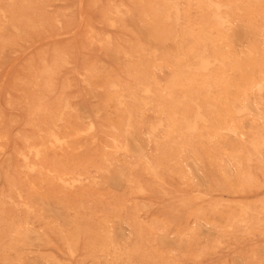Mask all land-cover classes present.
I'll list each match as a JSON object with an SVG mask.
<instances>
[{"label": "rangeland", "instance_id": "374dc122", "mask_svg": "<svg viewBox=\"0 0 264 264\" xmlns=\"http://www.w3.org/2000/svg\"><path fill=\"white\" fill-rule=\"evenodd\" d=\"M0 10V264H264V0Z\"/></svg>", "mask_w": 264, "mask_h": 264}, {"label": "bare ground", "instance_id": "6f19581e", "mask_svg": "<svg viewBox=\"0 0 264 264\" xmlns=\"http://www.w3.org/2000/svg\"><path fill=\"white\" fill-rule=\"evenodd\" d=\"M24 1H25V0H24ZM127 1H129V0H127ZM135 1H136V0H135ZM137 1H138V0H137ZM139 1H140V0H139ZM173 1H174V0H173ZM216 1H217V0H216ZM225 1H226V0H225ZM233 1H234V0H233ZM27 2H28V0H27ZM30 2H31V1H30ZM112 2H113V1H112ZM161 2H162V1H161ZM129 3H130V2H129ZM162 3H163V2H162ZM230 3H231V2H230ZM253 3H254V2H253ZM28 4H29V3H28ZM113 4H114V3H113ZM187 4H188V3H187ZM187 4H186V5H187ZM223 4H224V3H223ZM228 4H229V3H228ZM128 5H131V4H128ZM181 5H182V4H181ZM212 5H213V4H212ZM242 5H243V4H242ZM107 6H108V5H107ZM125 7H127V6H125ZM123 8H124V7H123ZM130 8H131V7H130ZM181 8H182V7H181ZM188 8H189V7H188ZM241 8H242V7H241ZM243 8H244V7H243ZM30 9H31V8H30ZM113 9H114V8H113ZM121 9H122V8H121ZM127 9H128V8H127ZM141 9H142V8H141ZM125 10H126V9H125ZM125 10H124V11H125ZM131 10H132V9H131ZM197 10H198V9H197ZM0 11H1V10H0ZM115 11H116V13H118L116 9H115ZM107 12H108V11H107ZM125 12H126V11H125ZM135 12H136V11H135ZM182 12H183V11H182ZM187 12H188V11H187ZM251 12H252V10H251ZM114 13H115V12H114ZM119 14H120V13H119ZM129 14H130V13H129ZM148 14H149V13H148ZM36 15H37V14H36ZM104 15H105V14H104ZM113 15H114V14H113ZM118 16H120V15H118ZM148 16H149V15H148ZM110 17H111V14H110ZM110 17H109V18H110ZM130 17H131V16H130ZM111 18H112V17H111ZM119 18H120V17H119ZM119 18H118V19H119ZM181 18H182V17H181ZM240 18H241V17H240ZM33 19H34V18H33ZM152 19H153V18H152ZM117 21H120V20H117ZM26 22H27V21H26ZM147 22H148V21H147ZM11 23H12V22H11ZM120 23H121V21H120ZM122 23H123V22H122ZM157 23H158V22H157ZM23 24H24V23H23ZM159 24H160V23H159ZM159 24H157V25H159ZM162 24H163V23H162ZM179 24H180V23H179ZM204 24H205V23H204ZM120 25H121V24H120ZM157 25H156V26H157ZM183 25H184V24H183ZM114 26H117V25H114ZM154 26H155V25H154ZM154 26H153V27H154ZM159 26H160V25H159ZM161 26H162V25H161ZM163 26H164V25H163ZM257 26H258V23H257ZM165 27H166V26H165ZM258 27H259V26H258ZM28 28H29V27H28ZM119 28H120V27H119ZM121 28H123V25H122ZM162 28H163V27H162ZM166 28H167V27H166ZM262 28H263V27H262ZM125 29H126V28H125ZM160 29H161V28H160ZM154 30H155V29H154ZM156 30H157V29H156ZM162 30H166V29H162ZM168 30H169V29H168ZM181 30H183V29H181ZM185 30H186V29H185ZM263 30H264V29H263ZM148 31H149V30H148ZM166 31H167V30H166ZM166 31H165V32H166ZM191 31H192V30H191ZM205 31H206V30H205ZM210 31H211V30H210ZM125 32H126V31H125ZM154 32H155V31H154ZM180 32H182V31H180ZM180 32H179V34H182V33H180ZM183 32H185V31H183ZM211 32H212V31H211ZM219 32H220V31H219ZM161 33H162V32H161ZM186 33H187V32H186ZM123 34H125V33H123ZM156 34H157V33H156ZM163 34H164V33H163ZM165 34H166V33H165ZM187 34H188V33H187ZM206 34H207V33H206ZM206 34H205V35H206ZM219 34H221V33H219ZM131 35H132V34H131ZM208 35H209V34H208ZM208 35H206V36L208 37ZM214 35H215V34H214ZM222 35H223V34H222ZM117 36H118V35H117ZM156 36L158 37L159 35H156ZM191 36H193V35H191ZM223 36H224V35H223ZM134 37H135V36H134ZM159 37H160V36H159ZM180 37H181V35H180ZM186 37H187V36H186ZM210 37H211V36H210ZM216 37H217V36H216ZM155 38H156V37H155ZM160 38L162 39V36H161ZM196 38H197V37H196ZM199 38H200V37H199ZM211 38H212V37H211ZM219 38H221V37H219ZM107 39H108V38H107ZM107 39H105V40L107 41ZM158 39H159V38H158ZM194 39H195V37H194ZM204 39H205V38H204ZM105 40H104V42H105ZM108 40H109V39H108ZM181 40H182V39H181ZM198 40H199V39H198ZM12 41H13V40H12ZM109 41H110V40H109ZM199 41H200V40H199ZM165 42H166V41H165ZM204 42H207V41H204ZM126 43H127V42H126ZM126 43H125V44H126ZM183 43H184V41L182 42V44H183ZM222 43H223V42H222ZM118 44H119V43H118ZM118 44H117V46H118ZM125 44H124L123 46H125ZM192 44H193V43H192ZM203 44H204V43H203ZM106 45H107V44H106ZM108 45H109V43H108ZM119 45H120V44H119ZM127 45H128V43H127ZM129 45H130V44H129ZM136 45H137V44H136ZM214 45H216V44H214ZM185 46H186V45H185ZM226 46H227V45H226ZM110 47H111V46H110ZM120 47H121V46H120ZM137 47H138V46H137ZM147 47H148V46H147ZM215 47H216V46H215ZM220 47H221V46H220ZM107 48H108V47H107ZM117 48H118V47H117ZM129 48H132V47L130 46ZM139 48H140V45H139ZM108 49H109V48H108ZM112 49H113V48H112ZM118 49H119V48H118ZM122 49H123V48H122ZM124 49H125V48H124ZM136 49H137V48H136ZM136 49H135V51H136ZM179 49H180V47H179ZM229 49H230V48H229ZM126 50H127V49H126ZM129 50H130V49H129ZM180 50H181V49H180ZM183 50H184V49H183ZM213 50H214V49H213ZM263 50H264V49H263ZM130 51H131V50H130ZM130 51H129V52H130ZM135 51H133V52L136 53ZM138 51H139V49H138ZM121 52H122V51H121ZM123 52H124V51H123ZM123 52H122V55H123ZM180 52H182V51H180ZM225 52H226V51H225ZM228 52H229V51H228ZM60 53H61V52H60ZM115 53H116V52H115ZM183 53H184V52H183ZM188 53H189V52H188ZM211 53H212V52H211ZM128 54H129V53H128ZM128 54H127V55H128ZM213 54H214V53H213ZM58 55H59V54H58ZM127 55H126V56H127ZM137 55H138V53H137ZM180 56H181V55H180ZM59 57H61V56H59ZM122 57H123V56H122ZM128 57H129V56H128ZM167 57H169V55H168ZM124 58H125V56L123 57V59H124ZM140 58H141V57H140ZM180 58H181V57H180ZM182 58H183V57H182ZM221 58H222V57H221ZM163 59H164V58H163ZM165 59H166V58H165ZM170 59H171V58H170ZM160 60H161V59H160ZM172 60H173V59H172ZM178 60H179V59H178ZM219 60H221V59H219ZM56 61H57V60H56ZM62 61H63V60H62ZM104 61H105V60H104ZM176 61H177V60H176ZM181 61H182V60H181ZM228 61H229V60H228ZM160 62H161V61H160ZM229 62H230V61H229ZM229 62H228V63H229ZM171 63H172V62H171ZM222 63H223V62H222ZM235 63H236V62H235ZM241 63H242V62H241ZM163 64H164V63H163ZM165 64H166V63H165ZM173 64H174V63H173ZM173 64H172V65H173ZM179 64H180V63H179ZM237 64H239V63H237ZM248 64H249V63H248ZM52 65H53V64H52ZM151 65H153V64H151ZM230 65H231V63H230ZM235 65H236V64H235ZM235 65H234V66H235ZM42 66H43V65H42ZM111 66H112V65H111ZM249 66H250V64H249ZM259 66H260V65H259ZM166 67H167V66H166ZM173 67H174V66H173ZM217 67H218V66H217ZM237 67H238V66H237ZM112 68H113V67H112ZM175 68H176V67H175ZM218 68H219V67H218ZM233 68H234V67H233ZM236 69H238V68H236ZM150 70H151V69H150ZM219 70H220V69H219ZM114 71H116V70H114ZM155 71H156V70H155ZM89 72H90V71H89ZM206 72H207V71H206ZM241 72L243 73L244 71H241ZM112 73H113V72H112ZM125 73H126V72H125ZM177 73H178V72H177ZM139 74H140V73H139ZM182 74H183V73H182ZM185 74H186V73H185ZM198 74L200 75L199 72H198ZM220 74H222V73H220ZM220 74L218 73V76H219ZM239 74H240V73H239ZM97 75H98V73H97ZM102 75H103V74H102ZM117 75H118V74H117ZM152 75H153V74H152ZM187 75H188V73H187ZM195 75H196V74H195ZM201 75H202V74H201ZM209 75H210V74H209ZM222 75H223V74H222ZM107 76H109V75H107ZM197 76H198V75H197ZM210 76H211V75H210ZM220 76H221V75H220ZM225 76H226V75H225ZM176 77H177V76H176ZM198 77H199V76H198ZM221 77H222V76H221ZM221 77H220V78H221ZM128 78H129V77H128ZM196 78H197V77H196ZM222 78H223V77H222ZM225 78H226V77H225ZM253 78H254V77H253ZM253 78H252V79H253ZM258 78H259V77H258ZM101 79H102V78H101ZM120 79H122V78H120ZM152 79H153V78H152ZM158 79H160V78H158ZM190 79H191V78H190ZM206 79H207V78H206ZM245 79H246V78H245ZM137 80H138V79H137ZM175 80H176V79H175ZM191 80H192V79H191ZM199 80H202V79L200 78ZM231 80H232V79H231ZM247 80H248V78H247ZM117 81H118V80H117ZM193 81H194V80H193ZM206 81H207V80H206ZM111 82H112V81H111ZM174 82H175V81H174ZM190 82H191V81H190ZM196 82L198 83V81H196ZM196 82H195V83H196ZM199 82H200V81H199ZM207 82H208V81H207ZM217 82H218V81H217ZM221 82H222V81H221ZM224 82H225V81H224ZM244 82H245V81H244ZM260 82H261V81H260ZM102 83H103V82H102ZM112 83L115 84V82H112ZM112 83H111V84H112ZM180 83H182V82H180ZM192 83H193V82H192ZM226 83H227V82H226ZM108 84H110V83H108ZM111 84H110V86L113 85V84H112V85H111ZM175 84H176V83H175ZM200 84H201V83H200ZM203 84H204V83H203ZM212 84H213V83H212ZM212 84H211V85H212ZM115 85H116V84H115ZM118 85H120V84H118ZM177 85H178V84H177ZM195 85H196V84H195ZM198 85H199V84H198ZM204 85H205V84H204ZM215 85H216V84H215ZM235 85H236V84H235ZM172 86H173V85H172ZM178 86H179V85H178ZM196 86H197V85H196ZM217 86H218V85H217ZM223 86H224V85H223ZM248 86H249V85H248ZM108 87H109V86H108ZM116 87H117V86H116ZM119 87H120V86H119ZM173 87H174V86H173ZM175 87H176V86H175ZM202 87H204V86H202ZM180 88H181V87H180ZM197 88H198V87H197ZM199 88H200V87H199ZM199 88H198V89H199ZM217 88H219V87H217ZM235 88H236V86H235ZM235 88H234V89H235ZM249 88H250V87H249ZM115 89H116V88H115ZM173 89H174V88H173ZM214 89H216V86H215ZM227 89H228V88H227ZM116 90H117V89H116ZM168 90H169V89H168ZM171 90H172V89H171ZM156 91H157V89H156ZM200 91H201V90H200ZM219 91H220V90H218V92H219ZM114 92L116 93L115 90H114ZM197 92H198V90H197ZM205 92H206V90H205ZM210 92H211V91H210ZM214 92L216 93V91H214ZM238 92H239V90H238ZM112 93H113V92H111V94H112ZM169 93H170V92H169ZM176 93H177V92H176ZM187 93H188V92H187ZM219 93H220V92H219ZM233 93H234V92H233ZM235 93H236V92H235ZM170 94H171V93H170ZM178 94H179V93H178ZM205 94H206V93H205ZM205 94H204V95H205ZM212 94H213V93H212ZM112 95H113V94H112ZM167 95H168V94H167ZM172 95H173V93H172ZM190 95H191V94H190ZM204 95H202V96H204ZM237 95H238V94H237ZM173 96H174V95H173ZM199 96H200V95H199ZM208 96H209V95H208ZM232 96H234V95L232 94ZM107 97H108V96H106V98H107ZM167 97H169V95H168ZM204 97H205V96H204ZM222 97H223V96H222ZM224 97H225V96H224ZM160 98H161V97H160ZM169 98H170V97H169ZM176 98H177V97H176ZM205 98H206V97H205ZM232 98H233V97H232ZM259 98H260V97H259ZM110 99H111V95H110ZM201 99H203V98H201ZM206 99H207V98H206ZM211 99H212V98H211ZM217 99H218V98H217ZM169 100H170V99H169ZM212 100H213V99H212ZM209 101H210V100H209ZM214 101H215V100H214ZM217 101H218V100H217ZM150 102H151V101H150ZM105 103H106V102H105ZM105 103H104V104H105ZM215 103H216V102H215ZM220 103H221V102H220ZM139 105H140V104H139ZM239 106H240V105H239ZM224 107H225V106H224ZM135 108H136V107H135ZM221 109H222V108H221ZM219 112H220V111H219ZM216 116H217V115H216ZM216 116H215V117H216ZM232 119H233V118H232ZM235 120H236V119H235ZM241 120H243V119H241ZM227 121H230V120H227ZM235 124H236V123H235ZM222 125H223V124H222ZM142 126H143V125H142ZM165 127H166V126H165ZM222 129H223V128H222ZM223 130H224V129H223ZM227 130H228V129H227ZM163 133H164V132H163ZM235 134H236V133H235ZM158 139H159V138H158ZM160 140H161V139H160ZM25 142H26V141H25ZM164 144H165V143H164ZM193 145H194V144H193ZM150 152H151V151H150ZM236 154H237V153H236ZM193 157H194V156H193ZM229 165H230V164H229ZM32 166H33V165H32ZM38 170H39V169H38ZM178 170H179V168H178ZM182 170H183V169H182ZM184 171H185V170H184ZM237 171H238V170H237ZM24 173H25V172H24ZM2 174H3V173H2ZM182 174H183V173H181V175H182ZM238 174H239V173H238ZM240 174H242V172H241ZM240 174H239V175H240ZM20 175H21V174H20ZM24 175H25V174H24ZM88 176H89V175H88ZM17 177H18V176H17ZM236 177H237V176H236ZM6 179H8V178H6ZM34 179H35V178H34ZM9 180H11V179H9ZM17 180H18V179H17ZM21 180L23 181V179H21ZM25 180H26V179H25ZM60 180H61V179H60ZM19 181H20V180H19ZM77 182H78V181H77ZM17 183H19V182L17 181ZM17 188H18V187H17ZM35 188H36V187H35ZM31 189H32V188H31ZM130 189H131V188H130ZM10 190L12 191V188H11ZM20 190H21V189H20ZM24 190H27V189H24ZM14 194H15V193H14ZM18 195H19V194H18ZM29 195H30V194H29ZM38 195H39V194H38ZM80 196H81V195H80ZM22 198H23V197H22ZM51 198H52V197H51ZM0 199H1V198H0ZM21 203H22V201H21ZM73 204H74V203H73ZM27 206H28V205H27ZM74 206H75V205H74ZM72 207H73V206H72ZM69 208H70V207H69ZM0 210H1V209H0ZM107 211H108V210H107ZM2 212H3V211H2ZM2 212H1V213H2ZM4 213H5V212H4ZM11 213H12V212H11ZM23 213H24V212H23ZM23 213H22V214H23ZM30 214H31V213H30ZM106 215H107V214H106ZM106 215H104V216H106ZM1 216H2V215H1ZM17 216H18V215H17ZM17 216H16V217H17ZM104 216H103V217H104ZM2 217H3V216H2ZM22 217H24V216H22ZM101 217H102V216H101ZM103 217H102V218H103ZM107 217L109 218V216H107ZM10 218H11V217H10ZM19 218H20V217H19ZM19 218H18V219H19ZM26 218H28V217H26ZM0 219H1V218H0ZM2 219H3V218H2ZM7 219H8V218H7ZM20 219H21V218H20ZM23 219H24V218H23ZM23 219H22V220H23ZM5 220H6V219H5ZM83 220H84V219H83ZM99 220H100V219H99ZM103 220H104V219H103ZM0 221H1V220H0ZM14 221H15V220H14ZM96 221H97V220H96ZM4 222H5V221H4ZM7 222H8V221H7ZM10 222H11V221H10ZM16 222H17V221H16ZM19 222H20V221H19ZM23 222H24V221H23ZM105 223H106V222H105ZM8 224H9V223H8ZM23 224H24V223H23ZM28 224H29V222H28ZM42 224H43V223H42ZM96 224H98V223L96 222ZM1 225H2V224H1ZM44 225H45V224H44ZM106 225H107V224H106ZM99 226H101V225H99ZM18 227H19V226H18ZM101 227H102V226H101ZM152 227H153V226H152ZM7 228H8V227H7ZM154 228H155V227H154ZM156 229H157V228H156ZM8 230H10V229H8ZM81 230H82V229H81ZM85 230H86V229H85ZM148 230H149V229H148ZM14 231H15V230H14ZM149 231H150V230H149ZM55 232H56V231H55ZM57 232H58V231H57ZM100 232H101V231H100ZM90 233H91V232H90ZM93 234H94V233H93ZM93 234H92V235H93ZM148 234H149V233H148ZM45 235H46V234H45ZM44 237H45V236H44ZM46 237H47V236H46ZM103 237H104V236H103ZM103 237H102V238H103ZM71 238H72V237H71ZM104 238H105V237H104ZM137 238H138V237H137ZM66 239H67V238H66ZM61 240H63V239H61ZM106 240H107V239H106ZM101 241H102V240H101ZM86 242H87V241H86ZM103 242H104V239H103ZM88 245H89V244H88ZM96 245H97V244H96ZM110 245H111V244H110ZM142 245H143V244H142ZM84 246H86V245H84ZM99 246H100V245H99ZM99 246H98V247H99ZM124 246H125V245H124ZM134 246H135V245H134ZM103 247H105V246H103ZM140 247H141V246H140ZM94 248H95V247H94ZM121 248H122V247H121ZM136 248H137V247H135V249H136ZM87 250H89V249H87ZM90 250H91V249H90ZM94 250H95V249H94ZM99 250H100V249H99ZM99 250H98V251H99ZM122 251H123V250H122ZM92 252H93V251H92ZM109 252H110V251H109ZM88 253H89V252H88ZM97 253H98V252H97ZM123 253H124V252H123ZM126 255H127V254H126ZM91 256H92V255H91ZM93 257H94V256H93ZM95 257H96V256H95ZM100 257H101V256H100ZM120 257H121V256H120ZM97 259H98V257H97ZM95 261H96V260H95ZM104 261H105V260H102L103 263H105ZM108 262H109V261H108ZM127 262H128V259H127ZM100 263H101V262H100Z\"/></svg>", "mask_w": 264, "mask_h": 264}]
</instances>
